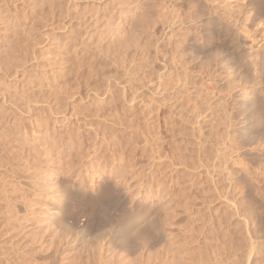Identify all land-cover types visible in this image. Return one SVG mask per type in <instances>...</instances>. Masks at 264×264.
Here are the masks:
<instances>
[{
	"label": "rangeland",
	"instance_id": "374dc122",
	"mask_svg": "<svg viewBox=\"0 0 264 264\" xmlns=\"http://www.w3.org/2000/svg\"><path fill=\"white\" fill-rule=\"evenodd\" d=\"M242 3L0 0V264H264V32ZM131 210L163 237L127 255L109 225Z\"/></svg>",
	"mask_w": 264,
	"mask_h": 264
},
{
	"label": "bare ground",
	"instance_id": "6f19581e",
	"mask_svg": "<svg viewBox=\"0 0 264 264\" xmlns=\"http://www.w3.org/2000/svg\"><path fill=\"white\" fill-rule=\"evenodd\" d=\"M234 1L237 4L240 3V2H243L242 3L243 5H241V4L240 5L243 6V8L245 10V19H246V21H248V24L251 27H255V25H257L259 23H262L261 28L258 27L259 29H257L256 33L257 32H259V33L264 32V0H234ZM224 3H227V2H224ZM226 9H229V4L228 3L226 5ZM63 175H65V174H63ZM69 181L70 180L66 176L60 177L59 180L57 181V188H56V190H55V192L53 194H54V196H56L57 199H59V203L51 205L52 206L51 209L57 210V213L53 217V223L57 224L58 221L61 222L60 219H61V215L63 213L62 209H64V208H62V206L65 203V194L67 193L66 191L68 189ZM102 183L103 184H107V185L110 186L111 181L106 180V178H102ZM86 191L90 192L91 195H93L95 198L94 197H91V199L87 198V200L84 201L83 204L85 205V208L86 207L88 208V209L85 210V208L83 207L84 210H85V213L90 212V214L93 215V220H94L93 222L94 223H95V221L96 222H100V218L102 217V214L104 215V212H105L106 208H108V206L110 205V202H111L112 199H110L111 197L108 198L107 200L109 202L107 203L106 199H105L106 200V202H105V201H103L104 199L102 200L101 198H99L100 195L97 197V195H98L97 190L89 188V190H86ZM120 191H122V189H121V187L119 185H113L112 192H113L114 195H116V193L119 194ZM113 197H115V196H113ZM82 200H84V199H82ZM103 202H105L106 204L103 203ZM112 202H113V200H112ZM134 211L131 210V211L128 212V220L131 221V222L129 223V225L126 226L127 228H122L121 225H119V224H110L109 225V231L112 234V238H110V240H111L110 244H113L114 248H119L118 250L124 251L125 254L128 253L129 255L133 254L137 249H146V248L149 249V250H150V248L152 249L153 246H155L154 244H158V242H162V237H163L162 235H159V233H157V231H156V227L157 226H154L156 224V222H155L154 225H152V223L151 224L149 223V225L144 226L145 219L144 218L143 219L141 218L142 220L139 219L142 214L141 215L135 214ZM83 215H84V213H83ZM137 218L139 220L134 223L133 221L137 220ZM87 222H85V223H87ZM89 222L92 223L91 219H89ZM85 223L84 224H79L80 226H79L78 229H79V234L81 235V238H87L89 236V234H88V228H89L88 225H89V223H87V224H85ZM103 235H101V236H103ZM65 238H67V237H65ZM155 238H158V239H155ZM134 240L137 241V243L139 245L137 244V246L136 245L134 246L132 244L134 242ZM151 240H153L155 243L151 242ZM156 240H157V242H156ZM65 242H66V240H65ZM150 242L154 243V244H151ZM103 247L104 246H102L101 249H103ZM62 250H63V248H62ZM57 253H58V251H57ZM50 255H52V254L50 253ZM55 263H57V262H55Z\"/></svg>",
	"mask_w": 264,
	"mask_h": 264
}]
</instances>
